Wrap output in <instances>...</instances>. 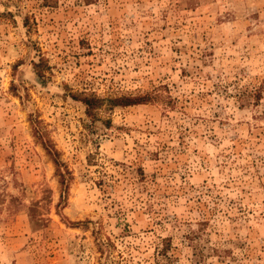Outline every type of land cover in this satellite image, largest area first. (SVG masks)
<instances>
[{"label":"rangeland","instance_id":"obj_1","mask_svg":"<svg viewBox=\"0 0 264 264\" xmlns=\"http://www.w3.org/2000/svg\"><path fill=\"white\" fill-rule=\"evenodd\" d=\"M50 1L0 0V264H264V0Z\"/></svg>","mask_w":264,"mask_h":264},{"label":"trees","instance_id":"obj_2","mask_svg":"<svg viewBox=\"0 0 264 264\" xmlns=\"http://www.w3.org/2000/svg\"><path fill=\"white\" fill-rule=\"evenodd\" d=\"M51 3H53V1L43 0V4H45V5H51ZM34 65L37 68L38 62L35 63ZM37 72H38V69H37ZM143 99H144L143 96H121V97H117L115 99H110V104L111 105L136 104V103L143 102ZM81 100L86 105V110L89 114H92L93 110L96 107H99V105L101 103L100 102L101 100H99V98L95 97V96H91V97L84 96V97H81ZM31 122L33 125L34 135L36 136L37 139H39V141L41 142L46 153L52 158V160L56 166L57 174L59 176V183L61 185L60 199H62V198H64L65 192L67 190V179H66V175H65L64 171H61V169L59 167V161L56 157L57 150L54 148V146L49 141V139H46L45 135L40 131V129L38 127L39 121L37 119H33Z\"/></svg>","mask_w":264,"mask_h":264}]
</instances>
